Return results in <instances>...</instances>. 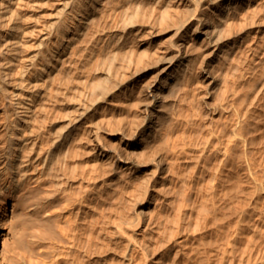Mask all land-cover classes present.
Wrapping results in <instances>:
<instances>
[{
	"label": "bare ground",
	"instance_id": "1",
	"mask_svg": "<svg viewBox=\"0 0 264 264\" xmlns=\"http://www.w3.org/2000/svg\"><path fill=\"white\" fill-rule=\"evenodd\" d=\"M242 3L243 0H0V254L5 243V204L11 203V213L15 211L16 206L20 205L27 214H37L44 209V206L40 204L29 209L31 204H25V202L30 199L37 186H42L46 187V191L49 192V201H55L58 203L57 205H60L59 227L56 224L58 227L56 229L59 230L54 231L57 234L55 233L56 236H53L52 240L47 239L49 236L41 241H37V239L35 249L38 258L24 259L23 264H84L83 260L97 259L100 252L97 253L96 249L101 245L96 247L98 243H94V241L104 232L105 226L96 229V231L99 229L96 232L100 233L98 235H95L94 229L95 225L104 222L103 219L106 217H103L102 221L100 220L102 216L98 217L99 221H96L97 217L93 215L96 219L90 217L91 220H88L89 223L91 222L90 224L85 221L92 230L88 231L90 233L87 237L81 234L80 237H84L86 240L85 243L81 242L82 249L77 250L82 251L75 257L76 255H73L74 248H77L75 243H80L78 241L80 238H75L78 235H75L77 226L74 228V221L79 224L82 220H74L73 211L80 210L85 204L83 203L84 196L99 193L97 187L100 183L110 186L117 176L122 178L124 173L126 176L128 174L136 177L137 183L134 181L136 190H132L135 191L136 196H133L134 199L132 202L130 201V204L128 203L129 206H124L123 209L118 208L122 211H118L120 214L118 217L116 216L117 218L115 217L116 219L111 216V220L114 218L113 232L110 235V230L107 229L108 236L111 237L109 238L111 241L117 240L122 244L125 242V247H128L127 253L130 259H127L129 261L136 253L140 258L142 257L141 253L150 251L145 250L148 247L145 245L146 243L143 244L146 247L139 244L145 247L144 252L140 247L142 252L139 257V245L137 246L139 239L133 233H136L133 228L139 226L141 221L145 222L146 225L141 227L144 229L140 232L141 238H143L144 235L146 237V234L143 235V233L154 226V220L150 216V218L147 216L148 219L145 220L142 218H146V209L152 205L154 199L158 196L164 198L169 194L163 189V182H171L173 179L171 175L175 176V173H170L173 170H170L172 166H170L171 161L168 160L167 152L168 149L175 150L176 146L182 145L176 144L178 141L182 142L180 136L188 133H185V130L189 129L185 113L189 111V105L191 108L189 102L192 101L190 97L193 94L191 96L190 93L199 90V88L195 90V87L200 78H204L207 84L203 86L204 89L199 96L204 99L210 92H213L211 90L218 80L216 74L221 73L220 71L214 73V67L221 57L224 44L228 41L237 42L243 36V30L239 25L240 19L244 15L239 13V16L236 11ZM231 9L232 12L234 10L236 12L229 14ZM228 15H230V19L225 20ZM251 15L250 17L254 19L253 14ZM241 23L245 24L244 21ZM243 26L248 28L246 25ZM243 54H241L242 57ZM233 55L235 56V54ZM239 56L230 57V61L226 59L227 66L222 62L227 68L226 72L223 70L226 74L225 77H222L224 86H221L220 83V88L224 87L225 90V86L232 84L230 75L239 71L237 68L241 64H239ZM217 69L220 70V68ZM234 77L233 80L236 79ZM233 83L235 82L233 81ZM201 84L203 83L200 82L197 85L202 87ZM251 84L249 87H252ZM228 90H222V93L229 94ZM218 95V98L222 97L220 94ZM254 95L255 98H252L256 99L255 92ZM254 95L252 94V96ZM188 98L191 100L189 101ZM223 98H220V101ZM200 100L202 101V99ZM244 102L246 101H242V103ZM249 102L248 104H250ZM228 104L220 105L222 108L232 107ZM259 105L262 106L260 103ZM236 109L238 113L241 112L238 111V107ZM234 112L236 113V111ZM189 115L187 114V117L192 125L190 119L194 117V114L192 118ZM235 116L236 114L233 115L234 118ZM236 119H232V121L234 120L238 124L241 120L236 121ZM193 121L195 125L196 120ZM198 122L197 124H199ZM202 124L204 125V123ZM203 125L202 131L205 130ZM200 126L197 127L200 128ZM204 126L208 127V123ZM236 127L234 130H239L241 125ZM209 129L207 128V130ZM255 130L257 129L255 128ZM197 131L200 132V130ZM243 132L245 133V131ZM192 134L189 138L199 137L196 132H192ZM204 134H201L202 137H206ZM228 135L226 133L224 137H228ZM245 137L242 140L248 139L249 136L245 135ZM184 138L189 139L186 136ZM201 138L197 142L200 140L204 145L203 138ZM207 138L209 139L210 136ZM207 138H204L206 142ZM218 138L221 140L220 137ZM239 139H241L240 136ZM191 140L190 142L186 141L191 143ZM195 140L196 138L192 141ZM219 140L218 142H220ZM253 140L254 137L253 139L251 137V141ZM200 141L198 144L201 143ZM210 142L208 141L209 144ZM186 143H183L184 146ZM214 143V146L211 144L210 146L216 148L217 144ZM187 144L186 146L189 147ZM198 144L197 146L191 145L198 148L200 145ZM206 144L204 146H207ZM227 144L230 145V141ZM203 145L200 146L203 147ZM192 146L189 148H193ZM221 147L222 145L219 148ZM227 147L229 146L227 145ZM226 161L228 160L226 159ZM238 184L240 185V183ZM116 188L119 190L118 187ZM171 189L168 191L172 192ZM184 189L180 190L183 194L177 189V193L180 192V195L184 196L183 200L187 193L186 189L184 194ZM117 193L119 192L117 191ZM177 193L174 195L175 199ZM114 194L117 196L116 192ZM180 195L177 196L179 200ZM105 196L109 197L110 195ZM187 196L186 201H188ZM107 200L104 201L108 203ZM162 200H160V204ZM171 200L173 201V199ZM183 200H174L175 203L177 202L176 206L174 203L170 204L178 208L177 205L180 206ZM185 200L183 207L188 203ZM125 202L127 204L128 198ZM88 206L90 207V205ZM93 207L91 206L90 209ZM107 207L106 209H108ZM161 207L163 209L164 205ZM180 207L182 208V204ZM158 208L160 207L158 206ZM155 209L153 210L155 211ZM99 210L94 211L98 212ZM153 210L152 212H154ZM219 212L221 213V211ZM75 214L78 215V212ZM213 215L215 214L213 213ZM223 215L221 214L222 218ZM109 217L107 215V220L110 219ZM220 217L217 219L219 220ZM169 218L165 222L169 223ZM223 221L225 220H220V224ZM106 222L104 223L106 224ZM160 222L157 223L158 229ZM165 222L161 223L165 225ZM213 222H216L215 219ZM217 223L216 225L219 224ZM80 227L83 229L82 226ZM168 227H163V232L164 230L167 232ZM81 228L79 229L81 230ZM223 228H225L224 223ZM54 232L51 234L55 235ZM157 235L155 236L157 237ZM34 238L36 239V237ZM152 238L155 240V237ZM99 239L100 237L97 241ZM142 240L144 242V239ZM115 241L114 243H116ZM155 242L157 243V241ZM109 245L108 242L107 248L110 247ZM78 247L81 248V244ZM92 248H95L97 252L92 251ZM154 248L155 251L152 252ZM154 248H151L152 253L150 254L158 250L156 247ZM158 248L160 249V247ZM114 249L111 251L116 253V245ZM146 249L148 250V248ZM104 250L106 251V247ZM125 250L127 251V249L123 251L126 252ZM194 251L196 253V250ZM100 254L103 255L104 252ZM189 254L186 256L188 257ZM121 256L125 257L124 253ZM150 256L146 255L147 258H151ZM143 257L146 259L145 255ZM192 258L196 259V255ZM141 259L135 263L132 262L137 264L142 261ZM139 260L141 261L139 262Z\"/></svg>",
	"mask_w": 264,
	"mask_h": 264
},
{
	"label": "rangeland",
	"instance_id": "2",
	"mask_svg": "<svg viewBox=\"0 0 264 264\" xmlns=\"http://www.w3.org/2000/svg\"><path fill=\"white\" fill-rule=\"evenodd\" d=\"M238 9H239V11H238ZM238 9L236 10L237 13L238 14L243 13V15H244L243 16L244 18L242 17L240 19V25H239V27L242 28V30H243V34H242L243 36H242V39L240 37L237 42L232 43V41H228L224 44V46H223L224 50L221 52V57L219 58L220 62L219 61L216 62V65L214 67V73H217L219 71L222 73V74L221 73L216 74L217 78H218L217 83L215 84L216 88L214 86L213 87L214 90H213V88L211 90L213 92H210L204 99L201 98L202 96L200 97L199 95H200V93L202 94V91L204 89L203 86L207 84V81L204 78H200V79H198L197 84L198 83L200 84V82L203 83L200 85L202 87H199V85L196 84V87L194 86L196 89L195 88L194 89L197 90L199 88V90L196 92L192 90L194 92V93H192V92L190 93L191 96L193 94L192 97H190V94H189V97L192 99V101H190L191 99L188 98V100L190 101L189 104H191V108H189L190 107V105H189V107H188L189 111H187L188 113L187 112L185 113V115H186L185 118L187 119V127H189V129L190 128L191 129L189 130L187 128L188 130H185V133L188 132L189 134L186 133L185 135H182V136H184V137L186 136L187 138H189L194 134V133L192 134V132H196L197 133L196 135H199V137L194 135L196 140L192 141L195 138L186 139V138H184V137L182 138V136H180V139L182 140V142L178 141L179 143L177 142L176 145L182 144L183 146L178 145V147L176 146L177 148L173 147L175 150H171V151H170V149H168V152H167L168 160L171 161V163L169 162L171 165L170 164L169 165L172 166V167H170V170H173L170 173L171 174L175 173V176H174V174L171 175L173 178L172 179L173 181L171 180V182H166V181L163 182V189H165V191L169 192V194H171V195L167 194L166 197H164V198L158 196L157 198H159L158 199L159 202H158L157 198L154 199L152 205H150L146 209V211H147L146 218L143 217L142 219H144V220L148 219V217L150 216L151 219L154 220V223H156V224L153 223L154 226H152L151 229H148L143 233V235L146 234V237L144 235L145 238L144 237L141 238L142 236L140 233L141 230H143L145 225H146L145 222L141 221L139 226L133 228L134 231H136V233L135 232H133V233L137 236L136 238L139 239V241H137L138 242L137 246L139 244L143 245L144 243H146L145 245H148V247L143 245L146 248H148V250L145 247H142V245L138 246V250L140 251V252L138 251L139 257H140V253L142 252V249H143V252L145 250L146 251L150 250L148 252L149 254L146 252H144L145 254L143 253L145 255V258L148 260L143 259L144 255L142 253H141L142 257L138 258V254L136 253L134 255L136 258L134 256H132V258H135V259L133 260L131 258V260L129 261L127 259V258H129V255L127 253L128 247H125V245H124L125 242L122 244L121 242L119 243V241L117 242V240L111 241V239H109L111 237L108 236L109 235L108 230H110L109 231L110 235L113 232L112 231L113 230L112 225L114 222V218L116 216L118 217V215L120 214V213H118V211H120V212L122 211V210H118V208L123 209L126 206H129L130 201L132 202L134 199L133 196L134 197L136 196V193H134L135 191H132L134 189L136 190V187L134 186V184L137 183L136 177L128 175V174L126 176V174L124 173V175L122 174L123 175L122 178H120V177L118 178V176H117V178L114 179L115 181L113 180V182L111 183L112 185H110L111 187L105 186L103 183H100L97 187V190L99 191V193H97V194H100V195L92 194V196H91L90 194H87L86 196H84L85 198L83 197V203H85V204H83L82 208L84 207L85 209L81 208L78 211H77V209H75L73 211V216L75 215L74 220L79 219L80 221L82 220L84 222L85 221L88 222V220H91L90 217H93V215H94L95 217H97L96 221H99L98 217L100 218L101 216H102L100 218L101 221H102L103 217L104 218L106 217V219H103L104 222L108 221V222H106V224L104 222L100 221L101 223L100 224L97 223L95 225L96 227L94 229L95 233H96V232H98L99 229H101V226H102V228H104V226H105L104 232H102L101 234L100 233L95 234V235L100 234L101 236L100 235L98 236V238L100 237V239L98 241H97L98 238L97 239L95 238L96 240L94 241V243L95 242L98 243V244H96V247L99 244L101 245L98 248L104 247V248H100L99 250H102V249L104 250L106 247V251L105 250L99 251L97 248L96 249L98 251L97 252L95 250V248H96L95 244L93 243L94 244L93 246L95 248H92V251L94 250L97 253H99V252L103 253L104 252V254L102 255L99 253L98 255L100 257L97 256L98 257L97 259L91 258L90 260H88V259H86V261L83 260L84 264H134L135 262L138 261V259H141V258H142L141 259L142 261L139 260V262L140 261L141 262L137 263V264H142V263L145 264V262H146V264H148V263L149 264H171V263L172 264H178V263H181V264H183V263L184 264H206V262H207V264H264V122H263L264 121V107H263L264 106L263 105L264 104V95H263L264 94L263 93L264 92V0H243V3L240 5V7ZM236 11L234 10L232 12V9H231L229 11V14H231V13L234 14ZM244 12H247V13H244ZM240 14H239V16H240ZM245 14H247V15H245ZM251 14H253L255 21L252 17H250V16H252ZM229 16L230 15H228L225 20H229L230 19ZM249 17H250V19H248ZM245 19H246V21H245ZM242 20L245 22V24H243V25L247 26L248 24H250L249 26H247L248 28H246V27L244 28V26L241 23V22H243ZM251 20H253V21H251ZM250 22L251 23L253 22V24L254 23L255 24L252 25ZM239 43H240V45H239ZM239 47H241V48L239 49ZM243 49L246 52L245 51L243 52ZM242 53H244L243 54L244 59L241 55ZM233 54H235V56H237V55L241 56V57L239 56V64L241 63L240 64L241 66L239 65L240 67L239 66L237 67V68H239V71H236V72L234 71L235 74H232L233 76L230 75L231 77L229 76L231 78L233 85L231 83L228 84L227 86H225V90H224V87H221L223 91H227L228 89H230V90H228L229 94H227V92H226V95H224L223 94L224 92L222 93V90H220L221 89L220 83H221V86H224L223 81H222V77H225V74H226L223 72V70H225L227 68L226 67L227 61H225V60L227 59L228 61H230V57H232V56L235 57ZM222 62H224V64L226 66ZM217 68H220V70H218ZM225 72H226V70H225ZM219 74H220V77H219ZM221 75H223V76H221ZM234 76L236 77V79L233 80ZM252 78L253 79L255 78V79L253 80ZM251 79H252V81H251ZM233 81L235 83H233ZM255 83H256L257 87L255 86ZM250 84L252 87L254 86L253 87L254 89L252 87H249ZM229 86H231V87H229ZM250 89L254 90L253 93H252V90H250ZM218 90H220L221 93ZM256 90H257V92H256ZM254 92L256 93V99H253V98H255ZM217 93L222 96L220 98H223L225 96L224 97L225 99L223 98V100H226V101H223L222 99L220 101V98H218L219 95ZM252 94L254 96H252ZM199 99H202V101L201 100L199 101ZM229 100L231 102H227ZM242 101H246V102L242 103ZM261 101H262V103H261ZM192 102H193V107H192ZM224 102L226 103V105L229 103L230 106H232V107H229V106L226 108L224 107L225 110H223L224 108H222V106L225 105ZM232 102H233V104L231 105ZM248 102L250 104H248ZM223 103H224V105H223ZM259 103L262 105L261 107H260ZM220 104H222V106ZM235 107L236 108L238 107V111H241V112H239L240 114L237 112V109ZM253 110H254V112H253ZM234 111H236V113ZM234 113L237 116V117L235 116V118L233 117V115H235ZM187 114L191 115V117L189 115L190 118H192V115L194 114V117L192 119H190L192 121V123H191L192 125H190V121L188 120L189 118L187 117ZM257 115H258V117H257ZM195 116H196V118H195ZM199 116H201L200 118H202V119L198 118ZM232 119H236V121L241 120L240 122H238V124L241 125V128H242V129L239 128L240 132L237 129H236L237 131L234 130L235 127L236 126L239 127V125L236 124L237 122L235 123L234 120L232 121ZM193 120H196L195 125L193 123L194 122ZM197 120H199V121L201 120V121L198 122ZM202 120H204V121L202 122ZM197 122L199 124H197ZM259 122H261V124H259ZM202 123H204V125H207V123H208V127H205ZM196 125L197 126L201 125V126L199 128ZM202 125L205 129L203 131L201 130V129H203V128H201ZM231 126H234V127H231ZM209 127H210V129H209ZM229 127H231L232 129L231 128L229 129ZM238 127H236V128H238ZM207 128L209 130H207ZM255 128L257 130H255ZM225 129H226V131H224ZM197 130H200V132ZM201 131H202V133H201ZM232 131H234V132H232ZM235 131H236V134H235ZM243 131H245L246 134ZM198 132L201 134L206 133L208 135L204 134L206 137H202V135L199 134ZM241 132H243V133H241ZM210 133H211V135H209ZM226 133L229 134L228 137L227 136L224 137L226 135ZM233 133L235 134V136ZM182 134H184V133H182ZM221 134H223V135L221 136ZM245 135L249 136L250 140H249V137H248V139L242 140V138L245 137ZM200 136L203 138L204 145H205V143H207L206 144L207 146H204L200 140L199 141L201 143H199V144L203 145V147H201L198 144L199 141L197 142V140L201 138ZM208 136H210V138H211V139L209 138L210 140L207 138ZM239 136L241 139H239ZM218 137H220V139L222 141L219 140ZM251 137H252V139L254 137L253 141H251ZM204 138L205 139L207 138V140L209 142L210 141L213 143L215 142L214 144H217V145H215V146H217L216 147L217 149L215 147H211V146H214L213 143L210 142V144H211V146H210L208 141L206 142V140ZM226 138H227L228 142L226 141ZM186 140H188L189 142L191 140V143L187 142ZM215 140H217V141H215ZM218 140L220 142H222L220 145H219L220 142H218ZM224 140L227 143H229V141H230V145L227 144ZM183 141H186L188 144L186 142H183ZM239 141H241V142H239ZM244 141H246V142H244ZM183 143H186L187 145H189V147L192 146L191 144H193L194 146H197V144H198L199 146H198V148L192 146L194 148V150H193V148L187 147L186 144H185V146H186L185 147ZM223 143H224V145L227 144L229 146L227 148H229V149H227L226 148L227 145L224 146ZM221 145H222V147L219 148ZM224 147L226 148V151L224 150L225 149ZM220 149H222V150H220ZM165 150H167V149H165ZM190 150H192V151H190ZM195 151H196V153H195ZM193 153H194V156H193ZM191 157H195V158H193L194 160ZM220 159H221V161H219ZM226 159L228 161H226ZM225 161L227 162V164L225 163ZM240 165H242V166H240ZM234 168L236 170L235 172H234ZM177 176H178V178H176ZM235 178H238L241 182ZM222 179H223V181H222ZM227 179L230 181V184H229V181ZM134 181H135V183H134ZM226 181H228L227 184H226ZM237 182L240 183V185ZM113 184H114V186H113ZM183 184H184V187L187 186V188L184 189V187H182ZM233 185H234V187H233ZM171 186H173V187H171ZM178 186H181V187L178 188ZM112 187L113 188L118 187L119 190H117V188L113 189ZM167 188L168 189L172 188L171 189L172 192L168 191ZM180 188H182V189H180ZM234 188H236V189L234 190ZM46 189H47L46 187H42V186L38 187L37 186V189L34 191V193L31 194L30 199L25 202V204H29V205L31 204L29 206V209L33 208L35 205L41 204L42 206H44L43 210H46V211L42 210L41 212H39L40 214L37 213V214H30L29 215L26 213V211L22 210L20 205L16 206L15 211L13 213H11L10 212V204L11 203L5 204V209H6V223H5L6 227L4 228L5 243L3 246V251L0 254V264H23L22 261L24 259L38 258L37 257L38 254L36 253L37 251L35 249L36 240L38 239L37 241H41L44 238H47V236H49V238H47V239L52 240L53 236H56L57 233L54 231L59 230V229L57 230L56 228L59 227L58 223H59L60 216H58V214L60 213V205H57L58 203L57 202L55 203V201L54 202L49 201V198H48L49 192H47ZM99 189H101V190H99ZM177 189L179 191L180 190L183 191V189H184V194L186 193L185 190L187 189L186 190L187 191L186 196L188 195L187 196L188 201L185 200L186 196H185L184 200H185V202L189 203V204L186 203V206L189 205V207H187V208H186V206H184L185 208L183 207L184 196L182 195L183 193L181 191H180L182 193L181 195H180V192L177 193V191H178ZM114 190H115L117 196H115V194H114L115 192L113 193ZM116 190L119 193H117ZM109 191H111L112 194H110L111 192L109 193ZM105 193H107V194H105ZM176 193H177V196H178V194L181 196L180 200L181 201L183 200V203H181L182 208L180 207L181 206L180 203H179L180 206L177 205L178 208L175 207L177 204V202L175 203V201H180L177 198V196H176L177 200L174 198L175 197L174 195ZM104 194L107 196H109V195L110 196L106 197ZM98 196L99 197L102 196V197H100V199H98L99 201L97 200V198H99ZM95 197H96V199H95ZM170 197H172V198H170ZM106 198H109V199L107 200ZM111 198H112V200H111ZM127 198H128V202H127V204H125L126 203L125 201ZM86 199H87V201H85ZM89 199H92V200H89ZM103 199L105 201L107 200L109 204L107 202H105ZM129 199H131V200H129ZM171 199H173V201ZM156 200H157V202H155ZM160 200H162L161 204H160ZM154 202L157 204H155ZM102 203H104V204H102ZM170 203H172V204L174 203L175 206L171 205ZM50 204H53V205H50ZM93 204H94V207H93ZM153 204H155V206H153ZM88 205H90V207L92 206L93 209H90V207ZM163 205H164V207L162 209L161 206H163ZM49 206H50V208H49ZM101 206H103V207H101ZM158 206L160 208H158ZM220 206H222V207H220ZM106 207L108 209H106ZM48 208H49V210H48ZM109 208H111V209H109ZM155 208H157V209H155ZM218 208H220V209H218ZM86 209H87V211H86ZM96 209L102 210V211L99 210L101 212V214L99 213V211L95 212L94 210H96ZM153 209H155V211ZM160 209H162V210H160ZM222 209H223V211H222ZM56 210L58 211L57 213H56ZM83 210L86 213L82 212ZM112 210H114V211L116 210V212L114 213V211L112 212ZM152 210L154 212H152ZM218 210L221 211V213ZM76 212H78V215L75 214ZM102 212H104V213H102ZM110 212H112L113 214L111 213V215H110ZM168 212H170V213H168ZM98 213H99V215H98ZM173 213H175V214H173ZM213 213L215 215H213ZM87 214H89L90 216H88ZM102 214L103 215L105 214L106 216H103ZM157 214L159 216L158 218H157ZM221 214L222 215L224 214L223 218H222ZM107 215H108V217L110 215L109 220H107ZM163 215H164V217H163ZM111 216H114V218L112 217L113 221L111 220ZM154 216H156V218L158 220L156 218H154ZM170 216H171V219L169 218ZM215 216L216 217L221 216V217L218 220L217 219L218 217L216 218ZM75 217H77V218H75ZM80 217H82V218L80 219ZM95 217H93V218H95ZM168 218L170 219V220H168L169 223L165 222L166 219H168ZM211 218H213V219H211ZM31 219H33V220H31ZM214 219L216 222H213ZM222 219L225 221L221 222V224H220V220L222 221ZM210 220H212V221H210ZM82 221L79 222V224L77 221H76V223L74 221V224H75L74 228H76V226H77V228H76L77 232H75V235H78L75 238H77V239L80 238V239L84 240V241H81L80 239H78V241H80V243L79 242L75 243L77 245V246L75 245V247H77V248H74L75 251H73V255H76L75 257H77L78 254L80 253V251H82V250H79V251L77 250V249H82V243L81 242L85 243V240H86L84 237H80L81 234L83 236L87 237V235L92 230L90 225H88V224L86 225V222L84 223ZM160 221L163 223L165 222V225H167V226L163 225ZM159 222H160V225L161 224L162 225H161V227L159 225L158 226L159 229H158L157 223H159ZM80 223H82V224H80ZM216 223L218 225H216ZM223 223H224L225 228H223ZM56 224L58 225V227ZM109 224H111V225H109ZM78 225H79V228H81L80 226H82L83 229L81 228V230H80L78 228ZM168 225H170V226L168 227ZM219 225L220 226L222 225V227H220ZM86 226H88V227H86ZM106 226H107V228H106ZM142 226H144V227L141 228ZM162 226L166 227V228L168 227L167 232H165V230H164L165 233L163 232L164 228ZM85 227H86V230L84 229ZM97 228H99V229L96 231ZM221 228L224 230L222 231ZM88 231H90V232L88 233ZM101 231H103V230H101ZM161 231H162V234L164 233L163 235L160 234ZM219 231H222V232H219ZM53 232H54V234L55 233L56 234L52 235ZM137 233H140V234H137ZM155 233L158 234L157 237L155 236L156 235ZM103 235H104V238L102 237ZM34 237H36V239ZM152 237H155L154 238L155 240H153ZM161 238H162V240H161ZM140 239L141 240L144 239V242H143V240L141 241ZM75 240H74V242H75ZM105 240H106V242H105ZM159 240H161L162 242ZM100 241H102V242H100ZM114 241L116 243H114ZM155 241H157V243ZM208 241H209V243H208ZM108 242L110 244L109 248H107ZM204 242L207 245L203 244ZM150 243H152V244H150ZM158 243L161 245L159 246ZM80 244H81V248L78 247ZM153 244L154 245L156 244L158 246H156V245L154 246ZM112 245H114V246L116 245V253L111 251V250H115L114 246H112ZM149 245H150V247H149ZM153 246L156 247L158 250H156L155 253L150 254V253L155 251V248ZM158 247H160V249ZM144 248H145V250H144ZM151 248L152 249L154 248V250L152 251ZM124 249H127V251L125 250L126 252H124L123 251ZM188 250L189 251L196 250V253H195V251L189 252ZM105 252H107V253L105 254ZM188 252L193 253V254L191 255ZM118 253L119 254L124 253L125 257L121 256V254L119 255ZM186 254H189L190 256L188 255V257H187ZM146 255H147V257H149L150 255H152V256H150L151 258H147ZM177 255H179V256H177ZM193 255L194 256L196 255V259L192 258V257H194ZM200 255L203 257V259H201L202 257ZM101 256H102V258H101ZM182 258H183L184 262H183ZM185 258H187V259H185ZM188 258H189V260H188ZM177 259L179 260V262ZM191 259H192V261H191ZM206 259H208V260H206ZM180 261H182V262H180ZM127 262H129V263H127ZM176 262H178V263H176Z\"/></svg>",
	"mask_w": 264,
	"mask_h": 264
}]
</instances>
